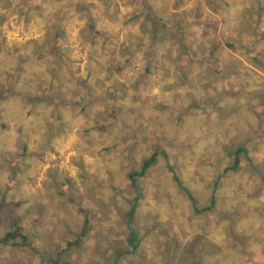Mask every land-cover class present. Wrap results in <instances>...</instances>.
Instances as JSON below:
<instances>
[{
    "label": "rangeland",
    "instance_id": "1",
    "mask_svg": "<svg viewBox=\"0 0 264 264\" xmlns=\"http://www.w3.org/2000/svg\"><path fill=\"white\" fill-rule=\"evenodd\" d=\"M83 1L85 6L78 5L81 0H16L14 4L9 5L6 15H0V34L5 35L3 41L5 40V45L10 48L8 52H0V92L3 99L0 102V161L12 163V168L8 164L0 163V203L6 206L4 217L8 216V221L13 212L23 218L25 223L21 226L35 247L31 250L26 246L14 248L12 245H0V264H56V262L58 264L59 252L65 246V237L73 238L76 233L74 229L78 230L83 225L85 214L92 216L95 221L94 226L103 232L109 227L118 229L123 226L130 227L133 235L139 230L140 244L142 243L139 252L142 258L139 264H254V259H259L256 251L259 243L258 240L253 242L257 237L250 234L255 232L253 219L250 218H255V214H249L245 219L248 222L241 221L243 226L241 232L236 226L239 233L247 235L240 244H238L239 234H231V229H228L231 224L230 219L238 220L239 217L237 214L233 216L227 210L230 208L235 210L240 205V209L246 206L252 212L257 209L254 202L249 206L245 204L243 198H240L243 196L240 194L241 191L245 192L247 187L244 181V175L249 174L247 170H229L227 172L229 175L226 173V177L223 178L216 170L219 160L217 155L208 156L206 160L205 156L201 158L198 155L193 161L190 155H187L188 158L184 157V147L177 148L173 171L184 183L179 185L173 182L172 174L166 168L169 167V159L164 157L165 162H162L161 166L150 169L141 179L148 183L144 185L147 195L145 194L140 204L137 203L136 217L132 220L131 211L128 209H133L131 206L133 207L134 202L130 204V201L134 199L135 192L128 185L130 183L128 173L135 169L140 170L149 154L146 152L141 155L140 152L137 155L135 149L132 161H126L128 153L125 152L130 150L133 141L139 138L150 145L151 139L154 140L155 122L160 123V129L155 135L158 133L162 138L170 137L172 129L170 130L169 122L164 123V116L168 115L167 117L172 120L177 117L180 128L184 126L186 120L191 124L195 119V126L198 124L195 112L188 111L179 117L180 109L185 107L180 100L184 102V93L190 91L193 82L196 84V79L199 80L201 77L196 73L197 71L206 74L208 84L211 82L218 84V78L221 80L229 78L227 82L230 86L226 87L241 92L237 95L238 100L249 97L248 87L254 86L257 91L259 89L264 93V72L250 75L253 72L250 68L264 69V12L259 17L258 11L259 6H264V0ZM147 7L155 17L170 24V27L164 30L165 36H160L162 32H159L156 42L146 17ZM86 11L92 13L99 28L112 34L113 37L106 42L99 38L93 44V38H90L86 26ZM59 26L65 31L62 38L55 34ZM54 40H58L59 48L61 46L69 59L70 70L63 69L65 73H62L69 80L66 86L70 85V88H74L79 78L87 79L92 92L90 101H85L81 95L74 99L76 102L64 104V107L61 105L63 115H60V102L45 99L37 105L26 101L27 99L20 95V93L24 95L37 93L39 88L46 91L45 89L51 88L49 81L54 80V87L59 88L58 91L54 88L56 91L54 95L60 96V68H56L53 62L55 60L53 54L56 53H49L50 51L45 53L54 45ZM137 42H142L145 47L132 49V44ZM127 48L130 50L128 51ZM123 52L125 53L123 58L126 60L120 69H116V65H121L117 61ZM128 52L132 55L129 56ZM41 53L47 55L39 59L37 54ZM259 55L262 56L260 58L262 61L256 65ZM179 58L182 67L178 62L176 63ZM48 63L54 65L53 71L48 69ZM111 63L114 64L112 67ZM96 65L102 69L97 70ZM169 68L176 71V83H164L172 78ZM203 68L206 71H203ZM17 71L20 73L17 74ZM245 75L247 80L244 81ZM250 77H253L251 82H249ZM105 80L106 83L103 82ZM40 83H43L41 87ZM244 83L247 85V90L243 86ZM116 88L121 95L115 103L113 95L116 94L114 93ZM10 89L16 91L15 95ZM153 90L161 93L160 100L155 102V109L161 114L162 119L157 117L155 122L152 121L145 128H133L135 124H132L121 129V122H115L116 117L111 114V109L116 107V116L127 115L131 110V114L150 118V114L145 113H148L147 107L152 99L147 98L149 96L142 98V94H149ZM171 94L177 99L176 106L179 105L180 109L165 106ZM214 94L216 96V92L210 96L212 101L215 99ZM253 95L254 93L251 95L252 99ZM255 95L256 100H259L257 96L259 92ZM261 109L264 112V107ZM103 110H105V121L97 124L98 116ZM243 110H246L245 105ZM216 111L217 122L214 124L220 128L221 121L227 119L228 113L219 106H216ZM244 111H241L239 103L235 102L231 106L227 120L232 121ZM73 117L78 118L73 120ZM107 121L114 122L109 128V133L93 129V127L96 129L105 127L108 125ZM100 124L102 127H97ZM244 125L239 124L238 127L242 129ZM60 126L65 130L67 126L70 130L76 128V137L71 134L70 137L60 139ZM78 128L83 132L81 135L85 140L82 147L87 148L89 158L100 156L91 168L92 172L89 171V176L94 177L90 186L88 185L94 190L93 203L89 205L88 199L80 204L68 202L67 207L56 212L51 208L56 204L63 207L65 201L52 202L57 198L56 191L60 193V188L53 187L50 181L41 180L47 176V171L55 166L53 163L60 165V160L65 158L64 164H67L72 172H77L69 154L66 157L62 151L61 155L60 153L56 155L50 149L77 144ZM29 130H32V135L38 138L26 137L25 133ZM48 131L51 133L50 139L47 134L43 135ZM175 132L179 134L180 130ZM21 142L26 144L29 150L25 147L21 149ZM41 145L48 152L43 158L36 154V151L41 149ZM135 146L134 144V148ZM17 150L18 153H15ZM188 150L192 151L187 148ZM214 153L216 152L212 151V154ZM29 154L33 159L24 157ZM200 160H204L201 162L203 170L198 169L201 165H197L193 167V171H190L191 162L196 164ZM49 166L51 167L46 168ZM109 168H113V175L107 174ZM23 171L28 174L27 179V174ZM8 172L14 173L15 177V181L9 186L1 183ZM263 174L264 172L260 173L258 186L250 187L256 195L263 193L261 183ZM210 176L212 180L209 179ZM221 181L223 186L220 184ZM207 183L213 186L212 191L210 187L204 191L203 184ZM39 184L43 186L40 187ZM68 187L69 189L63 188V190L73 189L70 185ZM184 187L194 194L197 193L196 188L202 190L201 199L204 202L198 201V209L202 208L200 211L191 208L189 200L184 197L187 195ZM221 187L225 189V195L211 200V202L215 200L217 211L205 213L204 208H212L208 198H205L210 197L213 190H219ZM117 190L121 193H116ZM96 195L100 197L99 200L102 198V201L97 200ZM105 198L112 201L106 205ZM156 199V209H154ZM46 200L49 202H45ZM116 200L118 202L115 203ZM121 204L124 205L123 211L118 208ZM78 207L85 209V213ZM260 207H264V202ZM119 211L122 212L121 215L118 214ZM257 227L256 232L259 228L264 230V227ZM5 230L6 227L0 226V233ZM196 231L201 235L197 237ZM116 236L121 237L118 234ZM154 243L161 244V248L153 253L154 258L148 259L147 255ZM162 246L166 247L164 251ZM240 246L246 249L242 251ZM158 253L159 257H157ZM214 253H217V256Z\"/></svg>",
    "mask_w": 264,
    "mask_h": 264
},
{
    "label": "crops",
    "instance_id": "2",
    "mask_svg": "<svg viewBox=\"0 0 264 264\" xmlns=\"http://www.w3.org/2000/svg\"><path fill=\"white\" fill-rule=\"evenodd\" d=\"M14 1L16 0H0V15H6L7 12L9 11V5L14 4ZM37 5V4H35ZM43 5V4H42ZM41 7V5H40ZM47 8V2H46V6ZM5 37V35L0 34V52L4 53V52H8L9 51V47H7L5 45V40L3 41V38ZM7 41V40H6ZM7 44V43H6ZM260 57L257 58V63H261V59L262 56L259 55ZM180 58L176 60V63L178 62V65L180 67H182V65L180 64ZM260 61V62H259ZM153 62V61H152ZM152 62L150 64V68L152 67ZM263 63V62H262ZM253 72L250 74H257V73H262L264 72L263 70H258L256 68H250ZM203 71H206V69H202ZM153 71V69H152ZM169 72L172 75V78L167 79V81H165L164 83H176L177 82V74L176 71L172 68H169ZM198 75H200V79L197 80L196 79V84L195 82H193L192 87L190 88V91H186L184 93V102H182V100H180V103H184V106L186 107V113H188V111H192L193 113L195 112V115L197 117L198 120V124L195 126V119L191 121V124H189V122L186 120L184 126H181V128L179 127V125L177 124V117H175L174 120L168 118L167 116H164V123L169 122L170 123V130L172 129V131H170V137L166 136L164 138H162L158 133L155 135L156 132L159 131L160 129V123L159 122H155V120L157 119V117H160V119H162L161 114L155 109L156 108V103L158 100H160V94L159 91H155L153 90V92L151 93H143L142 94V98H145L146 96H149L147 98L152 99L150 100V104L148 105V113H145L144 109V113L145 114H150V118H147L145 116H138L136 114H131V110L130 113L127 115H120L118 114L115 119V122H121V129L124 128V126L127 125H132L135 124V126L133 128H145L147 127V124H151L152 121L155 122L154 125V129H153V134H154V140H158L159 142L157 143L156 141L151 139V144L147 145V143L139 138V140H135L133 141V145L130 147V150H126L125 154L128 153V156L126 158V161H132L133 156L135 155V149L137 150L136 154L139 155L140 152H142L141 155L146 154V152H148L149 157H151L152 154L154 153H159V156L156 160V162L154 163V165L150 168L153 169L155 166L159 167L162 165V162H165V160L163 159L164 157H167L169 159V167H166L168 171L173 172V164H174V154L176 152L177 148L180 147H184V154H185V158H188V156L190 155V157H192L193 161L196 158V156L200 155L201 158L203 156H205V160L208 158V156L211 155H217L219 157V160L217 161V165L216 166V170L218 172H220V177L225 178L226 176H224L227 172H224L225 169H230L229 167H234L235 161L239 160V167L237 170H242V171H248L249 174L248 177H246V175H244V178L246 181L245 185L246 190L241 191V195L240 198H243L245 200V204L249 205L254 202L256 204V211H251L250 209H247L246 206H244L245 208H241V205L236 208L235 210L232 208H230L229 210H227V212H231V214L234 216V214H237V216L239 217L238 220H233L230 219V226L228 227V229H231V234H239V238H238V244H240L241 240H244V237L246 238V233H239L243 230V226L241 225V221H246L245 219L248 218L249 214H255V218H250L253 219V224H254V229L253 232H250V234L255 235L257 238L255 241L253 242H257L259 243V247L256 249L258 255H259V259H254V264H264V230L262 231L259 228V232H256V228H258L257 226L260 227H264V207H260V204L262 202H264V180L262 183L263 185V193L260 195H256L253 190L250 187H255L258 186L259 184V180L258 178L261 177V175H258V172H264V112H263V108L264 107V93L261 92L259 89L257 91V89L253 87H248V92L249 93V97L248 98H243L241 100L237 99V95L241 94V92L236 91L237 89H228L226 86H230V84H228V80L229 78H222V80L220 78L217 79V82H219L218 84H216L215 82L212 84V82L210 84L207 83V76L206 74H204L202 71H197L196 72ZM187 77V76H186ZM189 80V77H187ZM204 78V80H203ZM253 77H250L249 82L252 81ZM154 79V77H153ZM244 81L247 80V75L244 76ZM255 79V78H254ZM204 82V83H203ZM227 82V84H226ZM256 83V82H254ZM239 87H242L241 84H238ZM243 86L245 87V89L247 88L246 83L243 84ZM207 87V89H206ZM176 90H178V87H176ZM247 90V89H246ZM210 92V94H209ZM214 92H216V96L215 99L212 101L210 98V96H212L211 94H213ZM259 92V100H256V93ZM252 93H254V98H251ZM218 95V96H217ZM247 95V96H248ZM207 96V97H206ZM169 101H167L165 103L166 107L169 108H173L175 107L176 109H180V106L177 105L176 106V98H173V94H171L170 96H168ZM3 99H0V102ZM250 100H254V101H250ZM255 100L258 101L257 104L258 106L256 107L255 105ZM216 102V105H215ZM239 103L240 107H241V111L243 110V106L245 105L246 110L248 109V111L246 112V110L244 111V113L240 114L238 117H236L235 119H233L232 121H228L227 119L229 118L230 115V110H231V106L234 103ZM211 106V107H209ZM216 106H219L220 108L224 109L227 113V119H225L224 121H221L222 123L220 124V128H218L214 122H217V111H216ZM215 107V109H214ZM174 108V109H175ZM183 108V107H182ZM201 109V110H200ZM201 114H200V112ZM244 114L247 116H244ZM205 117V118H204ZM78 117H73V120H77ZM161 121V120H159ZM114 122L109 123V121H107V124L105 127H102L100 129H94L96 131L102 130L101 132H108L109 133V128H111ZM158 123V124H157ZM179 123V121H178ZM231 123V125H229ZM240 124H245L242 129H240V127H238V125ZM118 125V124H117ZM182 125V124H181ZM120 126V125H118ZM180 128V129H179ZM76 128L73 129H69V127L65 128L62 126H60V139L67 137H70L71 134H73V136L76 137L75 133H76ZM133 130V129H132ZM175 130H177V132L180 133L177 134L175 132ZM78 138L77 139V144H73L72 146H68V147H55L54 149H50V151H52L54 154L58 155L60 153V155L62 154V151H64V155L67 157V155L69 154L71 157V162L74 166V168L77 170V172H72L67 164H64L66 161L65 160H60V165L59 163H53V165H55L54 167H46V168H50L47 171V176H43L44 178L41 180L43 182H52L53 187H58L60 188V193H58L56 191V195L57 198L54 199L52 202H59V201H64V206L63 207H59L58 204H56L53 208H51L53 211L56 212H60V209L65 208V206L67 207L68 205L66 203H73V202H80V203H84V201H86V199H88L89 201V205L92 202V199H94L93 197V188L89 187L90 183L94 180V177L89 176V171H91V168L94 166L95 162L100 158V156L96 155L95 157H91L89 158V156L87 155V148L82 147L84 145V140L85 138L81 135L83 134V132L80 131V128H78ZM96 133V132H95ZM20 134V133H19ZM32 130H29L28 132L25 133V136H32L34 139L38 138V137H34ZM44 134L48 135V139L49 135L51 134L49 131L48 132H44ZM22 135V134H21ZM22 135V137H25ZM25 137V138H26ZM95 141V138H94ZM17 142L14 143V145H16ZM22 143V142H21ZM91 143V142H88ZM134 144L136 145L134 148ZM21 145V144H20ZM77 145V146H76ZM26 146V144L22 143L21 149H24V147ZM213 147V148H212ZM191 149L192 151L188 150ZM29 150V147L27 148ZM123 150V149H122ZM92 151V150H91ZM212 151H215L216 153L212 154ZM18 153V150L15 152ZM113 153H115V151H113ZM36 154L38 156H40L41 158H43L44 156L48 155L47 150L44 149V146L41 145V149L36 151ZM100 154V153H99ZM20 155H22V153L20 152ZM188 155V156H187ZM192 155V156H191ZM23 156V155H22ZM98 156V157H97ZM199 156V157H200ZM26 158H31L33 159L32 156H30V154L28 156H24ZM194 157V158H193ZM131 159V160H130ZM184 161V160H183ZM192 161V162H193ZM204 160H200L198 161V163L195 164V162H191V166H190V171H193V167L197 166V165H201L198 169L203 170L202 166L203 164H201V162ZM186 162V161H184ZM230 162H232L230 164ZM1 164H3L4 162H1ZM144 163V162H143ZM142 163V164H143ZM187 163V162H186ZM8 164L11 168H12V163L10 162H6L4 163ZM91 166V167H90ZM142 166V165H141ZM206 167V166H204ZM258 167H259V171H258ZM15 168V165H14ZM34 168V167H33ZM141 168V167H140ZM1 169V168H0ZM112 169L113 168H109V172L107 174L113 175L112 173ZM130 169V168H129ZM135 170H139V169H135ZM178 170V168L176 169V171ZM236 170V169H234ZM12 171V170H11ZM35 171V168H34ZM92 172V171H91ZM23 173H26L25 171H23ZM12 174V175H11ZM27 174V173H26ZM252 174V176L250 175ZM219 174L217 173V178L219 179ZM227 175H229L227 173ZM93 176V175H92ZM213 176V175H212ZM215 176V175H214ZM28 178V174L26 176V179ZM144 178V177H143ZM172 178V177H171ZM210 180H212V177L210 176L209 178ZM182 180V179H181ZM15 181V177H14V173L12 172H8V175L4 176V180L1 183L7 184L8 186L13 183ZM174 182V180H173ZM27 183V181H26ZM184 183V182H183ZM182 183V184H183ZM131 182L128 184L130 185ZM174 184V183H173ZM179 184V185H182ZM212 184H214L212 182ZM220 184L223 186V181L220 182ZM40 187L43 186L41 184H39ZM47 186H50V184H45ZM71 186L73 189L71 190H63V188L69 189L68 186ZM89 185V186H88ZM144 185H148L147 182L145 181H141L140 179V196H136V193H134V199L136 197H139L140 200L142 201L144 199V197L147 195V192L144 190ZM205 190L207 191V188L210 187V191H212L213 186H210V183L208 184H203ZM52 187V188H53ZM76 191V193H75ZM91 192V193H89ZM184 192L189 196H185V198H187L191 204V198L190 197H194L196 199L197 202V206L200 203H203L204 200L201 199V195H202V190L200 188H196L195 192H197L196 194L192 193L187 187H184ZM216 197H220V196H224L225 195V189H223V187H221V189L216 190ZM55 194V193H54ZM146 194V195H145ZM192 194V195H190ZM60 195V197H59ZM245 195V196H244ZM98 195L95 196V198L97 200H99L100 197H97ZM46 197V196H44ZM246 197V199L244 198ZM47 198V197H46ZM44 198V200L46 199ZM60 198V200H59ZM115 198V197H114ZM123 198V197H122ZM151 198H156V197H151ZM209 200V203L212 206H216V204H213L211 202V200H213V192L211 193V196L206 197L205 199ZM120 199V203L121 198ZM123 200V199H122ZM202 200V201H200ZM9 202V200H7ZM102 201V198L99 200ZM112 200L105 198L104 199V203L107 205L109 204V202H111ZM124 201V200H123ZM132 201V200H131ZM130 201V202H131ZM199 201V202H198ZM45 202H49L48 200H46ZM118 202L117 200L115 201V203ZM156 203H157V199L156 202L154 203V209H156ZM230 204V202H228ZM118 204V203H117ZM258 204V205H257ZM74 205V204H73ZM227 205V204H226ZM124 205H120L118 206V208H120L121 210H123ZM227 208V206H225ZM74 208V207H72ZM77 208V207H76ZM79 208V207H78ZM80 209V208H79ZM202 209V208H201ZM81 211V210H80ZM216 212L217 208H215L214 210H212L211 212ZM91 216V215H90ZM92 218V216L90 217ZM86 224V216H84V221H83V225L81 227H79V229H74L75 230V235H82L83 233L86 235L85 237H83L82 240V245L81 248L79 249H72L70 251V253L66 256V259L71 262L72 264H139L141 263V256L139 254L140 250H141V244L139 243V247H138V251L137 252H133V254L128 255L126 253L129 252V250H131V246H130V240L131 238L129 236H131L132 230L130 227L128 226H123L121 228H114V227H109L103 230L99 229L98 227H95V221L92 220V223H90V225L87 227V230L85 229L86 226H84ZM236 226L238 227L239 232L236 230ZM224 227V224H223ZM116 229V231H115ZM138 229H140L138 227ZM250 229H251V225H250ZM66 231V230H65ZM179 231V230H178ZM67 232V231H66ZM138 233H136L138 235L139 238L140 234L139 231H137ZM197 232V231H196ZM120 235L121 237H117L116 235ZM197 236H200L201 234L199 232L196 233ZM62 236V235H61ZM65 246L62 247L61 250H65L67 248V243H68V239L69 237H65ZM141 241V239H140ZM168 241V239L166 240ZM246 242V241H244ZM252 242V243H253ZM257 243V244H258ZM249 245V244H248ZM152 246V250L150 251V253L147 255L148 259L154 258L153 253L154 252H158L161 248V244L158 243H154L151 245ZM163 247V251L166 249V247ZM124 248V249H122ZM144 249V246H143ZM244 249H246V247L240 246V250L244 251ZM261 251V252H259ZM124 253L126 254L124 256ZM159 257V253L158 256ZM222 259V258H221ZM60 261H64L66 262V260L61 259Z\"/></svg>",
    "mask_w": 264,
    "mask_h": 264
},
{
    "label": "trees",
    "instance_id": "3",
    "mask_svg": "<svg viewBox=\"0 0 264 264\" xmlns=\"http://www.w3.org/2000/svg\"><path fill=\"white\" fill-rule=\"evenodd\" d=\"M220 1V0H217ZM78 4V3H77ZM85 1L81 0V2L78 5L81 6H85ZM259 17L260 15L263 14L264 12V6H259ZM86 26L87 29L89 30V36L90 38H93V42L97 41L99 38H101L104 42H106L110 37H113L112 34H109L108 32H106L105 30L99 28L96 23L95 20L93 18V15L90 11H86ZM146 13V17L147 20L150 22V27H151V34L154 37V42H156V40L159 38V32H162V34L160 36H165V32L164 30L166 28L170 27V24L167 22L162 21L161 19H158L157 17H155V15L152 14V12L150 11V8L147 7L145 10ZM64 30L62 28V26H59V28H57V32L55 33L58 37L62 38L64 35ZM96 39V40H95ZM95 42L93 44H95ZM142 47H145L143 45L142 42H137L132 44V49L137 50L140 49ZM148 47L152 48V46ZM127 50L129 51L130 48H127ZM48 51H50L49 53H56L53 54L55 60L53 61L54 64L56 65V68H60V96L58 95H54V93H56V91H54V80H50L49 82L51 83V88L50 89H45L46 91H43L41 88H39L37 90V93H33V94H28V95H24L20 93V95L24 98H26L25 100L28 102H32L33 104H37L39 105L43 100L45 99H49L55 102H60V115H63L62 113V108L64 107V104H70L76 102V98H78L79 96L83 95V99L85 101H90L91 97H92V92H91V86H89V83L87 82V79H83L81 80V78H79V82L77 84H74L76 87L74 88H70V85L66 86L69 83V80L66 78L65 75H63L62 73H65L63 69H69V59L67 57V55L63 52L61 46L59 48V44H58V40H54V45H52L50 47L49 50H46L45 53H47ZM45 53H41V54H37L39 59H43L47 54ZM131 56L132 54L130 52H128ZM125 56V53L123 52L120 57H118V61L117 63H120L121 65H116L115 68L116 69H120V67H122V65L124 64L125 60L123 57ZM93 57V55L91 56ZM128 57V56H126ZM52 62V63H53ZM52 63H48L49 67L48 69L50 71L54 70V65ZM93 64V63H92ZM116 64V63H115ZM112 65H114L113 63H111V67ZM97 67V70H101V67ZM72 70V68H71ZM17 74L20 73V71L16 72ZM95 79L97 80V75H95ZM100 80V78H98ZM107 80L103 81L104 83H106ZM45 83H47L45 81ZM104 83H102L104 85ZM43 85V83H40L39 86L41 87ZM53 88V90H52ZM57 91L59 88H55ZM12 92H14L13 94L15 95L16 91L14 89H10ZM45 93V95L43 96V94ZM114 93H116L115 95H113L114 99H115V103L118 100V97L121 95V92L116 88L114 89ZM0 99H1V92H0ZM63 105V107L61 106ZM115 105V104H114ZM113 107V106H112ZM186 107H183L180 109L179 111V117L183 116L184 114H186ZM117 109L114 106L113 109H111V114L113 116H116ZM101 114L98 116V120L96 121V123H100L102 121H105L104 119L105 117V110L100 112ZM97 127H102L101 124L98 125ZM93 129H96L95 127H93ZM25 149H27V147L25 146ZM159 156V153H154L151 155L150 158L146 159L144 161V163L142 164L140 170H134L131 173H128V180H130L131 184V188H133L134 192L136 193V196H140L141 190L139 189V183H140V179H142L143 177H145L147 175V173L149 172L150 168L154 165V163L156 162L157 158ZM239 160L235 161L234 167H229L230 169H225L224 172H228L229 170H234V169H238L239 167ZM258 171H259V167H258ZM261 172H258V174L260 175ZM225 176V175H224ZM262 178L264 180V174L262 175ZM172 180H174L175 183L177 184H182V180L179 177V175L177 173H175L174 171L172 172ZM116 193L120 194L121 192H119L118 190L116 191ZM216 190H213V198L214 199L216 196ZM192 195V194H190ZM187 196V195H185ZM189 197V196H187ZM191 198V205L193 209H197L200 211V209H198L197 206V202L196 199L194 197H190ZM140 198L136 197L135 199H133L131 202H134L133 207L131 206V208L133 209H128V211L130 210V214L131 217L130 219L134 220L136 217V211H137V203L140 204ZM6 202V201H5ZM130 202V204H131ZM73 203H78L80 204V202H73ZM213 204L215 203V200L212 202ZM212 206V205H211ZM215 209V206H212V208L210 209V207L204 208L205 213L206 212H211L212 209ZM6 206L2 205V203H0V226L6 227V230L2 233H0V245L1 246H9L12 245V247L17 248L20 246H26V247H30L31 250H33L35 247L32 244V241L29 240V238L25 235L24 233V228L22 225V223H25L22 219V217L18 214L13 212L10 215V221L7 220V217H4V212H5ZM81 209V207H80ZM121 210V209H120ZM81 211L83 213H85V209H81ZM123 211V210H122ZM203 211L201 210V213ZM121 211H119V215H121ZM86 216V224L84 226L85 229L87 230V227L90 225V223H92L93 218H90L88 214H85ZM133 222V221H132ZM139 231V230H137ZM138 233V232H136ZM86 234V233H85ZM84 233L82 235H75L73 236V238H69L68 239V243H67V248L65 250H60L59 254H60V260L64 259L66 260V262L64 261H59L58 264H72L71 262H69L66 259V256L70 253V251L74 248L79 249L81 248L82 245V240L83 237H85ZM132 237V238H131ZM198 237V236H197ZM196 237V238H197ZM131 240L130 242V246H131V250H129L128 255L133 254V252H135L138 247H139V243H140V238L138 237L137 234L135 235H131L130 236ZM124 249V248H122ZM124 253V256L126 255ZM217 256V253H214ZM57 264V262H56ZM79 264V263H78Z\"/></svg>",
    "mask_w": 264,
    "mask_h": 264
}]
</instances>
